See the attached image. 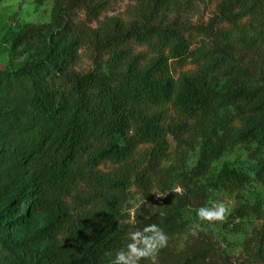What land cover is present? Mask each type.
Here are the masks:
<instances>
[{
  "label": "trees",
  "instance_id": "16d2710c",
  "mask_svg": "<svg viewBox=\"0 0 264 264\" xmlns=\"http://www.w3.org/2000/svg\"><path fill=\"white\" fill-rule=\"evenodd\" d=\"M38 1L52 2L45 27L68 47L56 51L46 45L41 61L16 72L28 77L36 113L26 121H3L0 157L10 178L16 177L17 166L30 162L33 190L26 195L25 212L53 216L34 233L50 244L49 264H100L120 249L132 188L143 199L132 229L156 224L168 236L155 264H242L209 237H198L174 252L171 234L182 226L150 203L156 192L171 186L174 174L185 169L197 148L192 178L205 176L220 153L239 144L254 145L250 156L257 176L264 172V53H258L264 45V0H217L210 25L199 28L212 38L208 51L191 49L188 26L164 20L181 8V0H130L134 5L127 23L115 17L98 22L106 0ZM219 24L228 28L215 30L213 25ZM38 30L29 29L27 36ZM246 35L255 39L248 47L254 58L237 42V36ZM81 48L90 51L96 67L86 74L73 70ZM188 63L195 70L173 75V66ZM105 64L108 73L100 71ZM220 75L230 83L226 92L213 87ZM226 108L232 110L231 118L222 117ZM23 133L27 137L1 150L5 134ZM169 138L175 143L172 154ZM106 164L112 169L104 172L101 166ZM250 181L248 174L225 166L211 183L214 190L236 194L228 217L234 231L244 220L264 219V208L240 195ZM193 202L195 208L205 203L198 194ZM4 223L1 213L0 226ZM253 242L264 244V227L245 243L247 252ZM25 254L28 262L40 258L34 251ZM2 264L23 261L9 251Z\"/></svg>",
  "mask_w": 264,
  "mask_h": 264
},
{
  "label": "rangeland",
  "instance_id": "374dc122",
  "mask_svg": "<svg viewBox=\"0 0 264 264\" xmlns=\"http://www.w3.org/2000/svg\"><path fill=\"white\" fill-rule=\"evenodd\" d=\"M107 7L98 18L102 22L105 18L115 17L124 22L131 20V7L134 3L130 0H106ZM181 8L169 14L164 20L177 21V23L188 26L186 36L191 43V49L202 48L208 51L212 47V38L201 33L199 28L208 27L214 17L217 0H181ZM52 2L40 3L38 0H0V132H4L3 121L11 118H19L22 121L36 113L30 104L29 80L25 74L18 71H26L44 58L46 45L54 50L61 51L68 44L60 42L53 37V30L45 26L50 23ZM83 16L81 15V18ZM97 22L92 24L94 28ZM215 30L228 28L225 24L213 25ZM29 29H39L30 37L27 36ZM238 44L254 58L249 46L254 44L253 35L237 36ZM137 51L145 52V48ZM258 53H264V45L259 46ZM90 51L81 48L73 70L79 74H86L95 70ZM195 70V65L190 63L182 66L172 67V73L177 77L181 73ZM10 71V75L3 73ZM101 72L108 73V65H103ZM214 89L226 92L230 83L224 75H220L214 82ZM71 106H69L70 108ZM233 112L226 108L222 117L231 118ZM27 137L4 135L1 142V150L7 151L19 138ZM169 141V152H174L175 143L172 138ZM147 148V147H145ZM254 145L239 144L234 148L220 153L213 161L209 172L202 177L192 178L191 170L197 163L199 148L190 153L185 169L173 176V182L169 188L156 192L162 203L151 200V205L163 216H175L181 224V229L171 234L172 250L183 251L198 237H209L212 242L220 248L225 255L229 256L235 263L242 264H264V244L251 243L252 250H245V243L253 236L254 231H260L264 227L263 220L248 219L240 223V229L234 231L233 226L228 223V217L236 205V194H230L223 190H214L211 183L225 166L248 174L251 181L241 191L240 195L252 204H260L264 208V172L257 176V165L252 160L250 153ZM144 148H140L143 150ZM264 161V147L262 149ZM167 166V163H164ZM101 169L107 172L112 165H102ZM16 177L10 178L6 172V163L0 157V214L2 213L4 225L0 226V241L5 242L4 248L0 246V264L4 262L9 251L15 252L22 258L23 264H49L47 258L50 244L47 238L37 239L34 233L47 227L53 219L50 214H40L35 211L25 212L27 202L26 195L33 190L30 183L31 166L29 160L24 161L15 169ZM181 187L183 194H177L173 190ZM202 195L205 203L203 207H211L213 202L221 201L229 207V214L224 222L209 223L200 221L197 217V209L193 206L195 195ZM21 198V201L19 199ZM25 203V204H24ZM143 199L135 189L130 190L129 200L125 206L126 220L123 223L125 243L129 242V234L134 231L135 215L139 211ZM199 224L201 230L197 235H192L194 225ZM118 249V250H120ZM117 250V251H118ZM34 251L39 254V260L35 263L28 262L26 252ZM117 251L107 254L100 264H112ZM152 260H141L139 264H155Z\"/></svg>",
  "mask_w": 264,
  "mask_h": 264
},
{
  "label": "clouds",
  "instance_id": "9594fccd",
  "mask_svg": "<svg viewBox=\"0 0 264 264\" xmlns=\"http://www.w3.org/2000/svg\"><path fill=\"white\" fill-rule=\"evenodd\" d=\"M175 193L182 195L183 189L176 187ZM160 194L158 196H164ZM229 214V207L221 201L213 202L211 207L197 209V217L200 221L209 223L224 222ZM201 226H193L191 233L197 235ZM130 242L118 250L112 264H139L141 260L155 261L159 251L168 244V236L156 224L146 225L142 230H136L129 234Z\"/></svg>",
  "mask_w": 264,
  "mask_h": 264
},
{
  "label": "built area",
  "instance_id": "2783aa9c",
  "mask_svg": "<svg viewBox=\"0 0 264 264\" xmlns=\"http://www.w3.org/2000/svg\"><path fill=\"white\" fill-rule=\"evenodd\" d=\"M155 202H158V203H162V201H160V197L159 196H156L153 198Z\"/></svg>",
  "mask_w": 264,
  "mask_h": 264
}]
</instances>
